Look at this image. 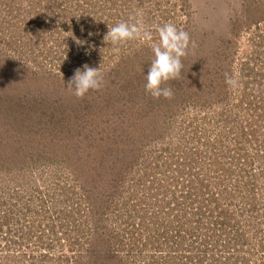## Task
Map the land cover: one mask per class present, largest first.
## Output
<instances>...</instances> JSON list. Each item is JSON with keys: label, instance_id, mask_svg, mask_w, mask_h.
Instances as JSON below:
<instances>
[{"label": "rangeland", "instance_id": "obj_1", "mask_svg": "<svg viewBox=\"0 0 264 264\" xmlns=\"http://www.w3.org/2000/svg\"><path fill=\"white\" fill-rule=\"evenodd\" d=\"M165 23L191 42L154 98ZM0 264H264V0H0Z\"/></svg>", "mask_w": 264, "mask_h": 264}, {"label": "clouds", "instance_id": "obj_2", "mask_svg": "<svg viewBox=\"0 0 264 264\" xmlns=\"http://www.w3.org/2000/svg\"><path fill=\"white\" fill-rule=\"evenodd\" d=\"M141 13L137 12L134 23L119 22L109 27L104 36L105 44H111L113 51H119V46L131 40L151 41L152 33L145 30L138 19ZM158 43L152 46L154 59L146 74L147 83L145 90L154 98H171L172 89L163 85L175 80L181 74L183 68L182 57L186 55L190 45V36L186 31L179 30L172 23H165L158 27ZM226 83L235 85V80L226 74ZM104 85V77L101 68H93L85 64L75 70L73 77L68 81V88L78 98H83L90 91H98Z\"/></svg>", "mask_w": 264, "mask_h": 264}]
</instances>
